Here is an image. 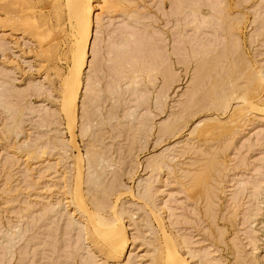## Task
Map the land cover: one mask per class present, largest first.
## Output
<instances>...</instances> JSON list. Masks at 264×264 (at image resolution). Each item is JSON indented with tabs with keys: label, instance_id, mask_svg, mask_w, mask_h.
Masks as SVG:
<instances>
[{
	"label": "rangeland",
	"instance_id": "obj_1",
	"mask_svg": "<svg viewBox=\"0 0 264 264\" xmlns=\"http://www.w3.org/2000/svg\"><path fill=\"white\" fill-rule=\"evenodd\" d=\"M263 63L264 0H0V264H264Z\"/></svg>",
	"mask_w": 264,
	"mask_h": 264
},
{
	"label": "bare ground",
	"instance_id": "obj_2",
	"mask_svg": "<svg viewBox=\"0 0 264 264\" xmlns=\"http://www.w3.org/2000/svg\"><path fill=\"white\" fill-rule=\"evenodd\" d=\"M76 1H77V0H76ZM73 8H74V7H73ZM74 9H75V8H74ZM87 10H88V9H87ZM71 11H72V10H71ZM82 12H84V10H83ZM90 12H91L90 10H89L88 12H85L86 15H87V17L90 15ZM81 16H82V15H81ZM79 17H80V16H79ZM83 17H84V16H83ZM87 17H86V18H87ZM81 18H82V17H81ZM87 42H88V37H86V40L84 41V43H87ZM219 54H220V53H219ZM220 55H221V54H220ZM220 55H219V56H220ZM221 56H222V55H221ZM222 57H225V56H222ZM219 59H220V58H219ZM211 60H213V59H211ZM211 60H210V62H211ZM82 61H83V57L80 58V62H82ZM214 61H215V60H214ZM208 62H209V61H208ZM208 62H207V63H208ZM211 63H212V62H211ZM211 63H208V64H211ZM213 63H215V62H213ZM208 64H206V65H208ZM263 64H264V63H263ZM216 65H217V64H216ZM208 66H209V65H208ZM208 66H207V67H208ZM210 66H211V65H210ZM212 66H214V64H213ZM210 68H211V67H210ZM207 69H209V68H207ZM211 69H212V68H211ZM221 69H222V68H221ZM208 71H209V70H208ZM208 73H209V72H208ZM230 74H231V73H230ZM244 74H245V73H244ZM219 75H220V74H219ZM225 76H227V75L225 74ZM228 76H230V75H228ZM260 76H261V75H260ZM261 77H262V76H261ZM228 78H229V77H228ZM231 78H232V77H231ZM258 78H259V77H258ZM255 80H256V79H255ZM79 81H80V80H79V77H78V81H77L76 85H72V86H71V85H68V86H70L71 89H73V91L70 89L71 92H72L70 96H72V98H74V100L77 99V96H78V94H79V90H80V82H79ZM222 81H224V80H222ZM230 81H231V80H230ZM220 82H221V81H220ZM240 82H241V81H240ZM217 83H218V82H217ZM263 83H264V82H263ZM220 84H221V83H220ZM68 86H67V87H68ZM74 86H75V87H74ZM232 86H233V85H232ZM72 87H73V88H72ZM81 87H82V86H81ZM68 88H69V87H68ZM227 88H228V87H227ZM225 91H226V90H225ZM225 91H224V92H225ZM69 93H70V92H69ZM66 94H67V93H66ZM212 94H213V92H212ZM64 97H66V95H65ZM70 99H71V97H70ZM72 100H73V99H71V101H72ZM68 101L70 102V100H68ZM215 101H216V100H215ZM73 102H74V101H73ZM73 102H72V103H73ZM75 102H76V101H75ZM75 102H74V105H75ZM70 103H71V102H70ZM63 104H64V103H63ZM68 105H69V104H68ZM70 106H71V105H70ZM252 106H253V105H252ZM68 108H69V106H68ZM72 108H73V110H72ZM69 109H70V111H71V110H72V111L76 110V109H74V106L71 107V108H69ZM61 110H62V109H61ZM64 110H65V109H64ZM66 111H67V110H66ZM261 111H262V110H261ZM261 111H260V112H261ZM68 112H69V111H68ZM75 112H76V111H74V114H75ZM71 113H72V112H71ZM72 114H73V113H72ZM263 114H264V113H263ZM74 116H75V115H73L72 117H74ZM73 119H75V117H74ZM73 122H74V120H73ZM73 122H72L71 124H74ZM69 125H70V124H69ZM70 126H72V125H70ZM72 128H73V127H72ZM74 130H75V129H74ZM78 164H79V163H78ZM81 167H82V166H81ZM76 174H77V173H76ZM78 179H79V178H78ZM78 184H79V183H78ZM80 184H81V183H80ZM80 184H79V185H80ZM76 186H78V185H76ZM78 188H79V187H78ZM148 191H149V190H148ZM77 192H78V194H79L78 189H77ZM77 192H76V193H77ZM77 196H78V195H77ZM79 197H80V196H79ZM81 197H82V196H81ZM144 198H145V197H144ZM98 199H99V198H98ZM74 200H75V199H74ZM78 200H79V199H78ZM78 200H77V201H78ZM80 200H81V199H80ZM100 200H101V198H100ZM150 200H151V199H150ZM77 201H75V202H77ZM102 201H103V200H102ZM78 202H79V201H78ZM150 202H151V201H150ZM116 203H117V202H116ZM80 206H81V205H80ZM77 207H79V206H77ZM80 208H82V207H80ZM86 208H87V207H86ZM147 208H148V207H147ZM84 209H85V207H84ZM113 209H114V208H113ZM114 210H115V209H114ZM151 210H152V209H151ZM84 211H87V210H84ZM154 211H155V210H154ZM149 212H150V211H149ZM82 213H83V212H82ZM114 214H115V213H114ZM83 216H84V214H83ZM85 216H86L87 219H89V220L93 219L92 222L94 221V218H95V217L93 218V214H90L89 212H88V213L86 212V213H85ZM95 216H96V215H95ZM113 217H115V216H113ZM99 218H100V217H99ZM156 218H157V216H156ZM115 219H116V218H115ZM118 219H119V218H118ZM101 221H102V220L99 219V221L97 220V221H95V222L93 223L92 226H96V227L94 228V229H96L95 232H97V228H98V227H99L98 231H100V228H101L102 226H103V227H104V226L106 227V225H105L106 223H105V224H103V223L101 224ZM103 221H104V219H103ZM113 221H114V220H113ZM121 221H123V220H121ZM159 221H160V220H159ZM90 222H91V221H90ZM92 222H91V223H92ZM117 222H118V221H117ZM99 223H100L101 225H100ZM159 223H160V222H159ZM97 224H99V225L97 226ZM115 224H116V223H115ZM107 225H108V224H107ZM121 226H122V223H121L120 226H117V227L120 228ZM107 227H109V226H107ZM112 227H113V225H112ZM119 228H117V230H118ZM92 229H93V228H92ZM104 229H108V230H107V231H104V232L102 233V235H103L105 232H106V234H107L108 231H109L108 235L111 234V233L113 232V231H111V230H112L111 226H110V229H111V230H110L109 228H104ZM113 229L115 230L116 227H113ZM121 229H122V228H120V233H118V234H117V232L114 231V236H117V237H116L117 239H115V238L113 237V235H109V236H112L113 239H112L111 237H108V238H110V239H108L107 237H106V238L103 237V236H105L106 234H104L102 237H100L101 239L104 238V240H105V239H106V240L108 239L109 242H107L106 240H105V241H106L107 243H109V245L112 243V244H111V245H112V246H111L112 248H109V249H111V250L107 251L108 254L122 253V251L125 250V247H126V246H125V242H124V241H125L126 239L123 240V239L125 238V235L123 234V231H121ZM123 229H124V226H123ZM123 229H122V230H123ZM101 230H103V228H102ZM163 230H164V229H163ZM118 231H119V230H118ZM100 232H101V231H100ZM110 232H111V233H110ZM121 232H122V234H123V238H122V237H121V238L118 237L119 234L122 235ZM125 232H126V231H125ZM98 233H99V232H98ZM98 233H97V235H98ZM164 233H165V232H164ZM100 234H101V233H100ZM100 234H99V235H100ZM116 234H117V235H116ZM165 234H166V233H165ZM95 235H96V233H95ZM108 235H106V236H108ZM120 235H119V236H120ZM166 236H167V235H166ZM166 236H165V237H166ZM168 238H169V237H168ZM166 239H167V238H166ZM102 240H103V239H102ZM110 241H111V242H110ZM105 244H106V243H105ZM169 244H172V243L169 242ZM169 244H167L168 247H169ZM173 246H174V245H172V247H173ZM108 247H109V246L107 245V248H108ZM170 249H171V248H170ZM170 249H169V250H170ZM171 251H174V249H173V250L171 249ZM169 255H170V254H169ZM173 255H174V254H173ZM170 256H171V255H170ZM175 257H177V256H175ZM173 258H174V256L172 257V259H173ZM178 259H179V260H178ZM175 260H176V261H175ZM175 260H171V261H174V263H172V262H171V263H172V264H184V263H185V262L181 259L180 256H179V258L177 257ZM128 263H129V262H128Z\"/></svg>",
	"mask_w": 264,
	"mask_h": 264
}]
</instances>
